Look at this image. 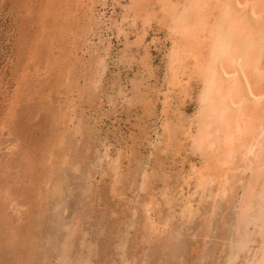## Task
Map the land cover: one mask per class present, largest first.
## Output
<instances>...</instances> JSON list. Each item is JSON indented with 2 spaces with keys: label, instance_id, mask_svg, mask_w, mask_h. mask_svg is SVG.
<instances>
[{
  "label": "bare ground",
  "instance_id": "1",
  "mask_svg": "<svg viewBox=\"0 0 264 264\" xmlns=\"http://www.w3.org/2000/svg\"><path fill=\"white\" fill-rule=\"evenodd\" d=\"M61 2V4L64 2L65 7L68 6L73 9L71 11H66V14L69 16L74 14L70 20L75 19L78 24L81 23L82 26L80 28V34H77L78 31L76 30L75 42L73 44L70 42L72 44V52L68 53L71 56L69 55L63 60L65 63L64 65L61 67L58 65L60 67L58 70L59 73L66 76L65 79L67 80V84H64V87L66 86V89L69 88V92L66 95L67 98L65 97L66 101H64L61 108L56 112L54 126L57 127L52 126V130L53 127L57 128V132L59 131L58 133L63 134L62 130L60 131L62 128L58 125L59 119L62 118L64 121H68V123H66L67 127H69L68 130L73 131L71 138L77 139L78 136H83L82 130L84 123H86L85 117H89V120L91 119L93 122L96 121V123L99 122V124L103 121H111L109 117L111 114L108 116L105 111L106 104L110 107L108 112L111 113V111H113L114 113V111H117L116 109L119 105H131L133 101L136 103L142 101V104H146V107L152 108L153 111H156L155 109L158 108V104L161 103V113L160 116H158L161 117V122L159 124L155 123L154 129L148 125L152 131H150L151 129L148 130V132L145 130L147 132L145 136L151 141L150 135L154 133L156 138L148 144L154 150L160 147L164 148L165 150H162L164 151L162 155L167 156L169 150H172L175 159L174 164L178 162V164H180V170L176 175V180L172 178L173 174L166 173L164 169H162L163 172L160 170L164 174H162L163 179L161 181L163 188L161 192L158 193L159 195H157L158 199L155 198L156 195L151 199L147 197L148 201L143 200L144 202H139V207L141 209H136L137 203L133 202L132 204L135 203L132 209L133 215L136 217L141 215L145 218L144 224L149 231V237L153 240L159 239L164 242L165 238L164 241L162 240L163 235L165 236V233L171 231V236L167 244L169 247L177 246V239L182 238L179 232H176L177 236L174 235L173 231L177 228H173V220L185 224L184 226L186 227V224L196 217L202 216L200 218L202 219L206 214H209L208 217L211 219L207 222V225L208 230L211 232L215 228V219L220 218V221H223V223L227 220L232 224V234L228 239V246L225 245V249L223 248L224 251H221L225 254V256H221H224V260L218 261V264H239L241 257L244 258L241 261L242 264H264V0H62ZM45 11L44 15L47 14L45 17L46 19H42L44 21H49L50 16H48V13L50 12L48 10ZM60 11L65 12L62 8ZM63 12L61 13L64 14ZM58 14L60 15V13ZM56 16L57 15H55L54 18ZM61 19H59V21ZM64 21L66 23L67 19ZM47 23L45 22V24ZM45 24H43V27L44 29L46 28V30H54L57 26L55 25L54 27L51 25L46 27ZM74 25L73 23V26ZM72 28L70 29L72 30ZM75 29L77 28L75 27ZM75 29L73 28V30ZM65 32L64 30L63 33ZM48 33L43 34V36L38 35L40 36V41L37 45H34V49L37 50V52L43 49L49 51L50 46L48 48V44L46 43L45 45L44 43L45 41L47 42L46 36L49 35ZM161 34L164 35V38ZM52 35H50L49 38H51ZM64 35H61V37L64 38ZM53 37H55V33ZM114 41L118 42V44H123V49L120 50V52L117 51L115 57L113 55L115 51ZM54 47H56V45ZM153 49L158 50V52L162 51V53L165 50V71L162 75L163 84L160 86L157 85L159 73L157 69L155 70L153 53H151ZM33 55H37V53L33 52ZM50 55L51 54H49V56ZM84 55L86 57L87 55L90 56V59H92L91 62L82 64L81 60H84ZM42 57L43 55L40 58ZM58 58L60 59V57ZM53 60L57 59H49L47 61L48 66L53 63ZM133 63H139L137 65H139V70H142L140 75L144 77V80H139V78L133 80L130 89H128L127 86L119 85L115 97L110 96L111 94L106 96L105 94L107 92L105 93L103 90L104 84L102 81L110 65L113 64L120 70L122 68L131 67ZM80 64L84 65L87 69H93V73L91 74L92 79L90 77L91 80L88 81L90 84H88L87 94L92 96L91 105H95L93 107H90V105L88 106L90 107L88 113L84 109L80 110L79 107L81 106H79L80 104L77 98H73L74 94L71 97L68 96L72 94L71 86L74 85V78ZM53 65H55L53 68L55 69L56 64L54 63ZM51 67L53 66L50 65V68ZM43 69L45 70V68ZM43 76L45 77V75ZM118 76L119 78L121 77L120 75ZM153 79L156 81L157 86L151 87L152 89L150 91L147 89L149 88L147 85L149 84V80L151 81ZM79 82V79L75 82L78 88L80 87ZM83 88H85V86ZM21 91L18 85L14 92V96L9 99V104L12 105L10 107H16ZM54 92H52V94H54ZM133 95L139 97L134 100ZM42 96L44 97V95ZM193 96L196 102H194L195 105H193L196 108L193 114L187 115L184 112V108L187 100H192V98H194ZM49 98L50 96H45V100L48 101V104L50 102ZM45 104L47 105V102ZM7 111L9 112L6 114V117L4 116L5 118L2 120L3 123L0 122L1 126L5 123L4 126H2L3 133L7 130V124H10L9 116H12L10 115L11 109L9 108ZM144 126L146 127V125ZM137 131H139V128ZM83 132L85 133V131ZM87 133H85V135ZM0 136L2 137V135ZM97 137H99V135H97ZM109 140L110 139L105 138V142L101 144L105 151L104 153L101 152L100 161L106 163L105 166L107 170L111 172L108 174L112 175L111 177L118 188L120 183H122L124 179H127L126 174H129H125V172H123V166H121L124 154L120 150H116V157H113L114 146H112L111 143H106ZM8 143L11 142L8 141ZM8 143L1 144L3 148H0V150L3 151L1 153L2 155H0V171H2V176L5 175V179L0 180V191L4 192L2 199L11 202V204H8L10 211L14 210L16 212L14 214L17 215L18 221H23V213L21 211H25V207L20 205L17 200H14L12 197L14 193L10 192L9 185H15V182H18L15 180V174L19 177V174L26 173L31 165L28 164L29 168H26V166H24L25 164L22 165V162L18 164L16 162V151L18 147L16 143L10 145ZM60 143L61 144L56 146V149L54 148V152L50 151V153L46 155L45 167L43 168L46 169V171L49 169L47 175L49 172L53 174L52 179L54 180L47 182V190L56 197L60 195L63 196L65 178L59 176L58 179H55V173L62 168V170H64L65 165L70 161L67 158V154H61L65 153V151H61L60 154H57L59 149L61 150L63 141ZM132 149L133 148H131V150ZM21 151L23 150H20V152ZM124 152L126 153V151ZM129 153L128 151L125 157L129 155ZM24 158H26L25 160H29L31 164L33 163L30 156H24ZM174 159L172 161H174ZM96 164L98 165L99 162ZM141 165L139 166L141 167ZM17 166L19 168H17L18 170L16 169ZM77 166L78 164L76 163V168ZM159 168H162L161 165ZM77 170H79V168ZM51 173L49 174L52 175ZM62 174H65V172L62 171ZM152 175L153 174H150L146 168V171L144 170L140 174V184L133 185L134 182L132 183L134 188H138L137 192L143 193L148 187L150 188V179ZM136 178H138V176ZM173 180L176 181L175 188L172 185ZM8 181L11 182L8 183ZM13 185L11 187H13ZM132 185L130 188H132ZM31 187L32 185L29 187L30 190ZM37 190L40 196L44 195V197H47L50 195L46 193V188L43 190L42 187L39 186ZM35 192L37 194V191ZM11 197L12 199H10ZM207 206H209V208ZM163 208L168 210L169 215L165 221L161 219ZM140 211L142 212L141 214ZM229 212L231 214L226 216L225 214ZM190 224L192 225V223ZM187 225L189 226V224ZM224 225H226V223H224ZM177 226L179 227L180 225ZM76 229H78L77 224L76 226L73 224L71 228L68 226L65 227L67 234L64 238L66 241L64 240L62 251L60 252L59 258L56 259L60 264H72L70 252L73 251L72 249L74 247H71V249L68 245L72 238L73 240L75 239L74 233ZM189 230L192 232L191 229H188V232ZM9 231L12 232L11 227ZM181 233L184 235V232ZM205 235L206 240L209 239L207 238L209 234L207 235V233H205ZM12 236H9L11 239H8L10 243H14L17 240L19 236L18 231L16 230ZM198 236L200 235H197V237ZM167 237L169 238V236L166 235V238ZM84 242L81 243L85 244ZM128 244V241L125 240L120 244L121 246L118 247L120 248L119 251L123 252L121 261L118 264H133L129 259V254L124 251ZM209 244L208 242L207 245ZM83 246L84 245L81 247ZM117 246H119V244ZM183 247H179L178 250ZM202 247L204 248V245ZM95 252H97L96 249ZM95 252L94 255L96 254ZM87 254V257H89V253ZM92 255L93 253L90 256L91 258ZM85 256L86 254L84 257ZM209 256L212 257L211 255ZM132 259L134 260V258ZM89 262L90 261L86 262V264H90ZM81 263L82 262H80V264Z\"/></svg>",
  "mask_w": 264,
  "mask_h": 264
},
{
  "label": "rangeland",
  "instance_id": "2",
  "mask_svg": "<svg viewBox=\"0 0 264 264\" xmlns=\"http://www.w3.org/2000/svg\"><path fill=\"white\" fill-rule=\"evenodd\" d=\"M61 1L62 0H49V1L48 0H19V1L0 0V120H1L0 122L3 123L2 120L3 118L6 117V114L9 112L7 111L9 108L11 109L10 115L13 116V117L9 116L10 124H7L8 125L7 130L5 129L6 132L4 133L2 132V128H3L2 126H4L5 123L2 126L0 123V135H2V137L0 136V146L1 144L8 143V141L11 142L8 143L9 145L16 143V146L18 147L16 151V157H17L16 162L18 164H21L22 162V165L25 164L24 166H26V168H29L28 164L31 165V167L29 168L30 171L28 169V171L26 172L27 174L26 173L19 174V177L17 176V174H15L16 177L15 180L18 182H15V185L12 184L13 187H11L12 186L11 184L9 185L10 192L14 193V195L11 194L14 200H17L20 203V205H23L25 207V211L23 210L21 211L23 213V221L19 220L20 221L19 222L17 215L14 214L16 212L14 210L10 211V207L8 206V204H11V202H8L6 199H2L3 198L2 195L4 192L0 191V196H1L0 197V264H25V262L26 264H60L59 261H57L56 259L59 258L63 244L66 241L64 238L67 234L65 227L68 226L71 228L73 227V224H75V226L76 224L78 225V229H76L74 233V238L76 240L75 239L73 240L72 238V240L69 241L70 243L68 242L69 245L67 244L69 248L71 247L75 248V250L74 248L73 249L71 248L73 251L71 250L72 252H70L72 254V255L70 254L72 264H80V262H82L81 264H86V262L88 261H90L89 262L90 264H93V262L94 264H116V263L118 264L121 261V257L123 254V252L119 251L120 248L118 247H120L121 246L120 244H122V242H124L125 240H127L129 244L127 245L128 248L126 247V250L124 249V251H126V253L129 254V259L133 264H218L219 263L218 261L222 259L224 260L225 254H223L221 251L223 250L225 245L228 246V239L231 237L232 234L231 232L232 224L227 220L224 222L226 223L227 225L226 226L224 225L223 221H220V218L215 219L214 222L215 230L214 229L212 230L214 235L211 231L208 230L207 222H209L211 219L210 217H208L209 214H206V216L202 219H200L202 216H199L198 218L196 217L194 219L195 221L191 220L189 223H187L189 224V226L186 224V227L184 226L185 224L179 223L177 222V220L176 221L173 220L172 221L173 225L172 224L171 225L173 226L174 229L177 228L173 231L174 235L177 236V233L179 232L182 237L180 239L184 238L183 240L186 239L185 240L186 242L177 239L178 241V243L176 244L177 246L169 247L167 246V244L171 236L170 233L171 231L165 233V236L163 235L162 240L164 241L165 238L164 242H162L159 239L153 240L152 238L149 237L148 234L149 231L147 230V227L144 224L145 218H143L141 215H139L138 217L133 215L132 209H133V205L135 204V203L132 204L133 202H136L138 204V205L136 204L137 206L136 209H141L139 207L140 204L139 202L143 200L148 201L147 197L151 199L154 198V196L156 195L155 198L158 199L157 195H159L158 193H160L163 188V184L161 181L163 179L162 174L164 173H162L163 172L162 169H164L166 173L168 172V174L169 173L173 174L172 178L174 180H176L175 179L176 175L180 170L179 169L180 164H178V162L174 164L175 159L173 157L172 150H169L167 156L162 155L164 153V151L162 150H165L164 148L160 147L161 151L160 148L154 150L149 145L150 144L149 142L154 141V139L156 138L154 133H151L150 135L151 138L149 137L150 139H152L151 141L148 139V137L145 136L148 130H150L151 128L154 129L155 123L159 124L161 122L160 121L161 117H158L160 116L161 113V108H162L161 103L158 104V108L155 109L156 111H153L152 108L146 107L147 105L144 103L143 106V104L141 103L142 101H139L137 103L133 101L131 105L128 104L123 106L119 105L120 107L118 106V108L116 109L117 111H114V113L113 111H111V113L108 112L110 107L109 105L107 106L106 104L105 111L108 116L111 114L109 116L111 121L107 120L99 124V122L97 123L96 121L93 122L91 121V119L90 120L88 119L89 117H85L86 123H84L83 125V130H82L83 136L80 135L77 137V139L71 138L73 131L68 130L69 127H67L66 124L68 123V121H64L60 117H59L60 119L58 125H60V127L62 128L60 129V131L62 130L63 134L58 133L59 131L57 132L56 130L57 128H54L57 127L54 126L55 123L54 120H56L55 119L56 112L61 108L64 101H66L65 97L69 92L68 90L69 88L66 89L65 88L66 86L64 87V84H67V80L65 79L66 76L59 73L58 70L62 65L65 64L63 60H65L66 57L70 55L69 53L72 52L71 46L76 40V36H75L76 30L78 31L77 34H80L81 32L80 28L82 26V24L81 23L78 24V22L75 19L70 20L72 19L74 14L72 16L70 15L71 16L70 18V16L66 14V11L67 10L71 11L73 9L68 6L65 7L64 2L63 4H61L62 3ZM61 8L64 9L65 12L60 11ZM45 10H48L50 12L48 13L47 11L48 16H50L49 21L43 20L46 19L45 17L47 15V14L44 15L46 12ZM61 12H63L64 14H62ZM58 13H60V15ZM55 15L57 16L54 18ZM59 19H61L62 21L61 20L59 21ZM66 19L67 21L65 23L64 20ZM69 20L71 23L69 22ZM45 22L48 23L45 24ZM42 23L45 24L46 27H49L51 25H53L54 27L55 25L57 26L55 27L54 30H50V29L46 30V28L44 29ZM73 23L75 24L74 26ZM72 27L74 29L76 27L77 29L73 30ZM70 28H72V30ZM59 30L60 31L62 30L61 33H63L64 30L66 32L61 34ZM47 33L49 34L48 36H46L47 42L45 41L44 43L45 45L46 43L48 44V48L50 46L49 51L48 50L45 51L43 49L42 51L38 50L37 52V50L34 49V45H37V43L40 41L39 40L40 36L38 35L43 36V34H47ZM54 33H55V37H53ZM64 34L66 35V37ZM50 35H52L51 38L53 42L51 38H49ZM61 35H64V38L61 37ZM162 35L163 34H161V36ZM161 36L159 37L164 38V35L162 37ZM56 42L59 44H57ZM55 45L56 47L57 46L58 47L57 48L54 47ZM114 46H115L114 49L115 51L113 52V55L115 57L116 52L117 51L120 52V50L123 49L122 48L123 44H118V42L114 41ZM164 51L163 53L162 51L158 52V50H154V49L153 51H151V53H153L155 70L157 69L159 73L158 74L159 81L157 83L158 86L163 84L162 75L165 71ZM33 52L37 53V55H33ZM49 54H51L50 56L52 57H50ZM42 55L43 57L40 58ZM58 57H60V59ZM51 58H55L57 60H53V63L50 64L53 67L50 68V65L48 66L47 61ZM86 58L90 59V56L88 55L87 57L85 56L84 60H81L80 58L82 64L91 62L92 59L88 60ZM54 63L56 64L55 69H53L55 66L53 65ZM139 63H133L131 64V67H127L125 69L122 68L120 70H118V68H116L113 64H111L108 71L105 73L102 81L104 84L103 90L105 93L106 92L108 93V94L106 93L105 95L107 96L111 94L110 96L115 97L117 90L119 89L118 87L119 85L127 86V88L130 89L133 80L138 78L139 80L140 79L144 80V77H141L140 75L142 70L141 69L139 70L138 68L139 65H137ZM42 67L45 68L46 71ZM46 67L47 69L48 68L49 69L47 70ZM92 73H93V69L91 70L87 69L84 67V65L80 64L74 78V85L71 86L72 94L68 95L71 97L74 94L73 98L74 99L77 98V101L80 104L79 106H81L79 107L80 110L84 109L87 113L89 108L95 105V104L91 105L92 96H89L87 94L89 87L88 84H90L88 81L92 79V75H91ZM117 74L120 75L121 77L119 78ZM43 75H45V77ZM28 78L31 79L29 80ZM76 78L80 80L79 88L76 87L77 85H75L76 84L75 82L77 80ZM18 85L20 91L21 90L22 91L20 92V96L18 99L19 101H17V105L16 107L14 106L13 109L12 107H10L12 105L9 104L10 103L9 99L10 97L14 96L15 94L14 92L17 89ZM58 85L60 88L58 87ZM157 85L154 79L151 81L149 80V84L147 85L149 88L147 89L151 91V89L153 87H156ZM84 86L85 88H83ZM52 92H54V94H52ZM42 95H44V97ZM45 96L47 97L50 96L51 99L49 98L50 101L49 104L48 101L45 100ZM137 97L136 95L135 96L133 95L134 100H136ZM44 101L45 103L47 102V105L44 103ZM194 102H195V97L192 98V100L190 99L187 100L186 105L188 106L185 105L184 108L185 114L191 115L194 113L196 108L194 106L196 102L195 103ZM89 105L90 107H88ZM41 106L44 108H42ZM144 125H146V127ZM52 126H54L53 130H52ZM142 127L144 128V130ZM138 128L139 131H137ZM83 131H85V133L87 132L88 133L85 135ZM150 131H152V129ZM97 135H99L100 138L97 137ZM105 138L110 139L106 143L108 144L111 143V145L114 146L113 151L116 153L113 152V157H116L118 150H120L124 154L122 158L123 163H121L122 164L121 166H123V172H125V174L128 173L129 175L126 174L127 179H124L122 183H120L118 188L113 178L111 177L112 175L108 174L111 172L107 170V167L105 166L106 163L100 161L101 152L104 153L105 151L103 150L104 148L101 145L103 142H105ZM5 140L8 141L6 142ZM62 141L63 143L61 146V150L59 149L57 154H60L61 151H65V153H61V154L62 155L67 154V158L70 160L69 161L70 164L68 162V164L65 165L64 170H62L63 169L62 168L60 169L61 171L59 170L57 171V173H55L56 174L54 176L55 179H58L59 176H63L66 181V182L64 181L65 187L62 193L63 196L60 195L59 197L58 196L56 197L50 194V192L47 190L48 187L47 182L54 180L52 179L53 174L49 172L52 175H50L49 173L47 175V172L49 170L48 167H47L48 169L47 171L46 169L43 168L45 167L46 155L50 153V151L54 152V148L56 149V146L58 144H61L60 142ZM0 148L2 149L3 146H1ZM131 148L133 149L135 148V149L134 150L132 149L133 150L132 151ZM20 150L23 151L20 152ZM124 151H126V153ZM128 151L131 154L129 153V155L125 157ZM2 152L3 151L0 150V155H2L1 154ZM24 156L26 157L30 156L32 158L33 163L31 164L29 160H25L26 158H24ZM173 159L174 161H172ZM98 162H99L98 164L99 166L96 164ZM76 163L78 164L77 168H76ZM139 165H141V167ZM160 165L162 168H159ZM17 168L18 166L16 167V169ZM78 168L79 170H77ZM146 168L150 174H153L152 178L150 179L151 186L150 188L148 187V189H146L145 192L140 193L137 192L138 188L137 187L134 188L133 185L140 184L139 182L141 180V178H139L140 174L144 170L146 171ZM62 171H64L65 174H62ZM137 172L139 175L137 174ZM1 176H2V171H0V178H2L0 180H4L5 175L2 177ZM137 176L138 178H136ZM8 180H13V179H8ZM174 180L172 181V185L173 187L174 186L176 187L175 185L176 181ZM9 182L11 181H8V183ZM130 184L132 185V188H130L131 186ZM28 185L29 187L30 185H32L31 190L28 187ZM38 185L42 187L43 190L46 188V193L50 195L47 197H44V195L40 196L38 193L39 191L37 190V188H39ZM35 191H37L38 195L36 194ZM132 192L135 193L133 194ZM12 197L10 199H12ZM207 207L209 208V206ZM141 213L142 212L140 211V214ZM161 214H162L161 219L163 221H165V219L169 216L168 210L166 208L162 209ZM230 214L231 213L229 212L225 215L228 216ZM190 223H192V225ZM182 224L184 227L182 226ZM177 225H180L181 227L180 226L178 227ZM10 227L12 228V232L9 231ZM185 228L191 229L192 232H190L189 230L191 234L188 232V229L186 231ZM15 229L18 231L19 236L17 240L14 242L15 243L14 244L8 242L9 241L8 239H11L10 237L16 231ZM181 232H184V235ZM205 233H207V235L209 234L207 237L209 239L207 240L205 237L206 236ZM166 235L169 236V238L168 237L166 238ZM197 235L200 236L197 237ZM201 236L205 238H202ZM206 241L210 243L209 244L210 246L207 245L208 242ZM81 242H84L85 244ZM88 242L90 243L92 242V243L90 244ZM118 244L119 246H117ZM82 245L84 246L81 247ZM90 245L93 247H91ZM201 245L202 246L204 245L205 249ZM178 246L179 247L184 246V247L178 250L179 249ZM86 247L88 248V251ZM210 248H212L213 250ZM95 249L97 252H95ZM94 252L96 253L95 255ZM87 253H89V257H87L88 256ZM92 253L93 255L91 258L90 256ZM85 254L86 256L84 257ZM208 254L211 255L212 257H210ZM222 255L224 256L221 257ZM132 258H134V260ZM242 259L244 258L241 257L239 264H242L241 262Z\"/></svg>",
  "mask_w": 264,
  "mask_h": 264
}]
</instances>
